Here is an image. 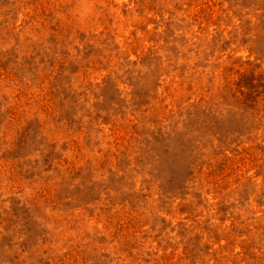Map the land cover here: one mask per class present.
Instances as JSON below:
<instances>
[{
    "label": "rangeland",
    "instance_id": "obj_1",
    "mask_svg": "<svg viewBox=\"0 0 264 264\" xmlns=\"http://www.w3.org/2000/svg\"><path fill=\"white\" fill-rule=\"evenodd\" d=\"M0 264H264V0H0Z\"/></svg>",
    "mask_w": 264,
    "mask_h": 264
}]
</instances>
